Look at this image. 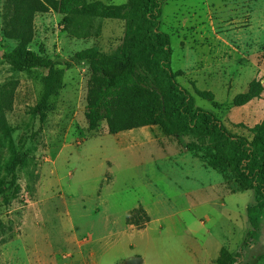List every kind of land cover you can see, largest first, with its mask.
<instances>
[{
    "label": "rangeland",
    "instance_id": "374dc122",
    "mask_svg": "<svg viewBox=\"0 0 264 264\" xmlns=\"http://www.w3.org/2000/svg\"><path fill=\"white\" fill-rule=\"evenodd\" d=\"M44 1V0H41ZM124 7L128 0H86ZM30 28L27 48L61 64L91 50L112 55L125 19L34 15L0 0V264H264V214L245 247L247 211L260 201L230 172L214 168L208 138L168 136L158 126L116 135L88 129L97 77L88 62L65 74L40 116L49 69L19 70L4 55ZM160 31L169 36L177 82L231 134L252 141L264 121V92L243 107L234 98L264 87V0H169ZM144 75V72H142ZM148 77V76H147ZM150 81V78H147ZM142 208L145 229L127 225Z\"/></svg>",
    "mask_w": 264,
    "mask_h": 264
},
{
    "label": "trees",
    "instance_id": "16d2710c",
    "mask_svg": "<svg viewBox=\"0 0 264 264\" xmlns=\"http://www.w3.org/2000/svg\"><path fill=\"white\" fill-rule=\"evenodd\" d=\"M168 1L128 0L121 7L86 0H20L26 2L30 22L35 14L51 10L65 16L125 19V37L110 56L85 50L61 64L46 57L43 47L39 53L27 48L31 41L29 28L21 35L8 33L20 43L4 58L19 70L49 69L39 107L42 119L46 118L50 98L62 89L66 72L74 65L88 62L97 77L87 105L86 120L90 131L97 130L99 124L106 121L112 135L158 126L170 137L191 133L208 138L215 154L214 168L222 173L230 172L242 187L255 191L261 199L247 211L251 228L247 247L249 241L256 239L259 220L264 214V121L253 140L248 141L231 135L212 112L197 107L194 96L176 80L170 38L160 31L163 7ZM263 92L262 83L253 81L247 92L234 98L233 105L243 107L259 99ZM21 164L18 157L10 165L9 187L0 188V196L16 187L17 169ZM149 221L145 210L138 208L130 211L126 223L145 229ZM236 263L231 257L226 261V264Z\"/></svg>",
    "mask_w": 264,
    "mask_h": 264
}]
</instances>
